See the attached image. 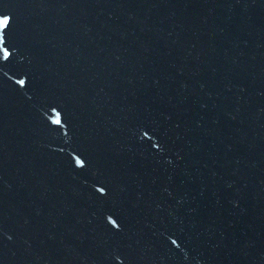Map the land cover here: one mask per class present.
<instances>
[{
  "label": "water",
  "instance_id": "95a60500",
  "mask_svg": "<svg viewBox=\"0 0 264 264\" xmlns=\"http://www.w3.org/2000/svg\"><path fill=\"white\" fill-rule=\"evenodd\" d=\"M0 264H264V0H0Z\"/></svg>",
  "mask_w": 264,
  "mask_h": 264
}]
</instances>
